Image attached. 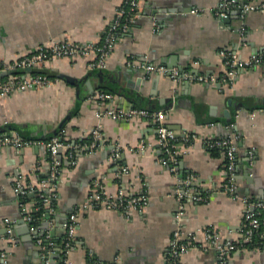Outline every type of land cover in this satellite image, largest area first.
Here are the masks:
<instances>
[{
	"label": "crops",
	"instance_id": "1",
	"mask_svg": "<svg viewBox=\"0 0 264 264\" xmlns=\"http://www.w3.org/2000/svg\"><path fill=\"white\" fill-rule=\"evenodd\" d=\"M123 1L0 0V65L55 39L81 44L101 40ZM222 1L142 0V14L129 30L118 33L102 73L90 72L92 55L53 57L42 68L55 75L50 85L0 97L2 131H17L13 128L19 124L24 136L34 140L21 147L0 146V264H47L37 236L49 232L54 243L64 238L69 214L83 209L99 187L106 195L120 189L147 193L148 204L128 216L100 206L81 210L67 264H165L177 228L183 240L193 238L199 246L182 255V264H219L218 250L205 239L206 229L213 226L221 242L242 239L246 208L252 201H264V57L239 67L232 80L223 76L229 56L247 58L264 50V0H234L227 9L229 21L215 11ZM246 4L256 7L246 9ZM146 62L164 63L182 74L214 76L216 81L183 75L174 81L147 71ZM104 88L120 92L103 98L98 93ZM135 104L165 111L167 125L175 132V171L160 161L154 118L97 115L108 107L129 110ZM99 125L96 146L75 165L66 147L59 150L55 210L48 212L45 206L30 225L15 183L24 179L48 193L50 184L43 180L52 163L45 144L49 138L43 137L61 129L66 141L79 143ZM218 137H231L237 146L232 193L224 190L225 149L207 142ZM188 180L193 191L209 198H186L181 208L177 189ZM28 198L27 206L34 209L36 198ZM49 251V264H60L59 250ZM228 264H264V245L233 251Z\"/></svg>",
	"mask_w": 264,
	"mask_h": 264
},
{
	"label": "built area",
	"instance_id": "2",
	"mask_svg": "<svg viewBox=\"0 0 264 264\" xmlns=\"http://www.w3.org/2000/svg\"><path fill=\"white\" fill-rule=\"evenodd\" d=\"M234 0H223L216 8L220 14L228 15V7ZM246 9L255 8L253 4L244 5ZM243 6V8H244ZM142 0H124L117 8L116 14L109 25L105 35L101 40L91 41L87 43H74L70 39L60 38L37 46L30 52L23 53L13 61L0 65V97H4L10 93L18 91H28L32 89H38L50 85L53 79L47 73L33 74L32 70L35 68L42 69L44 64L53 57H76L79 55L87 56L92 55V61L90 67H104L107 57L115 47L117 35L120 31L125 32L129 30L131 24L137 20L142 14ZM191 12H199V9H192ZM264 57V50L253 53L247 58H239L236 54L229 56L227 63L229 70L223 76V79L232 80L237 74V69L243 66H249L255 62L260 61ZM147 71L164 74L170 77L172 80H177L181 75L188 78H197L200 81L213 82L216 81L214 76H207L205 74L193 75L192 73L185 72L182 74L178 68L169 67L164 63H143ZM99 96L103 98L111 99L114 97L113 93L100 91ZM165 111L163 109L150 110L145 107H132L128 109H114L108 107L107 109L98 111L99 118L108 115L120 120H128L134 116H145L154 118L157 121V136L158 145L161 149L160 161L169 166L172 171L176 170V164L178 161V152L175 142V132L169 129L165 120ZM94 141L88 145L79 143H71L64 139L62 132L53 135L45 144L48 148V152L51 158L52 168L48 178L43 180V183L50 184L47 194L40 193V196L44 199V205L47 206L48 212L55 210L53 199L57 198L58 180L61 174V161L58 159L59 150L66 147L69 150V160L71 165H75L77 159L87 149L91 151L96 146L97 138L101 136L100 125L93 131ZM34 142L33 139H29L21 135L15 130H5L0 132V146H25ZM211 146L223 147L226 155L227 166V179L224 183V190L234 192L235 190V168H236V151L237 146L235 140L231 137H218L207 141ZM119 155V151L114 153ZM15 191L20 196L21 200L26 195H33L36 191V186L27 183L24 179H17L15 183ZM177 195L181 202V208L183 207L184 200H208L209 196L202 194L201 192L193 191L190 187V180L183 187L177 189ZM148 194H130L125 190L120 189L118 193L114 195H106L104 190L99 187L94 196L89 202H86L83 209L89 206H100L108 209H114L122 211L127 216L136 209H142L148 204ZM36 203V201H35ZM24 217L27 221L33 224L35 220L33 209L27 206V202L21 201ZM39 208V206H36ZM80 207L75 208L67 218L65 222V236H64V250L66 257L62 259L60 264L68 263V254L72 247L75 245L76 232L79 224L80 212L83 209ZM182 211V209H181ZM180 212L177 215L178 222L181 221ZM9 224L7 234L10 240H14L13 227L10 225V220L7 219ZM31 224V225H32ZM241 240H228L220 241L214 227H209L205 231V239L210 242L217 250L219 257V264H228L229 255L237 249H247L250 244L255 243L256 237H260L258 245H264V201H252L246 208L242 223H241ZM38 235V234H37ZM181 229L177 228L174 231L171 239L169 249L166 255L165 264H182V255L188 252H194L199 250V246L193 241V238L189 240H183L181 238ZM51 234L47 232L42 236H37L38 243L44 248V246H51L54 241L50 240ZM49 251V250H48ZM50 252V251H49ZM48 252V253H49ZM5 255V253H3ZM45 255V254H44ZM49 255V254H48ZM46 255V262L49 264L50 258Z\"/></svg>",
	"mask_w": 264,
	"mask_h": 264
},
{
	"label": "trees",
	"instance_id": "3",
	"mask_svg": "<svg viewBox=\"0 0 264 264\" xmlns=\"http://www.w3.org/2000/svg\"><path fill=\"white\" fill-rule=\"evenodd\" d=\"M104 69H102V68H100V67H94L92 70H90V72L91 73H102V71H103ZM32 73L35 75V74H40V73H47L52 79L53 78H55V75H53V73H50L49 71H47L46 69H38V68H35V69H33L32 70ZM103 90H105V91H110V92H120V91H116V90H114V89H110V88H104ZM135 106H137V107H146V105L145 104H142V105H138V104H135ZM76 110V109H75ZM16 127V128H15ZM13 129H16L17 131H22L23 132V134H21V132L19 131V133L21 134V135H25V133H24V129H22V127H21V129H20V127L19 126H14V128ZM61 129H62V127H61ZM61 129H58L56 132H55V134H58L60 131H61ZM3 129H1L0 128V132L2 131ZM5 130H8V128L7 129H5ZM49 137H52L53 135H48ZM24 137H27V136H24ZM94 141V136H93V134H91V135H89V137H86V138H84L82 141H81V143H83V144H88V145H90L92 142ZM67 151L69 152V150L67 149ZM45 189L43 188H41V189H37L36 188V191L33 193V195H34V197L36 198V203H35V208L33 209V214H34V217H35V220L33 221V224L34 223H36L38 220H39V217L44 213V211H45V205H44V199L40 196V193H44L45 194V192H43ZM46 191V190H45ZM47 194V193H46ZM29 195V194H28ZM28 195H26V197H23L22 198V201L23 202H28L29 201V198H28ZM53 204L56 206V204H57V199H53ZM36 206H39V208H36ZM259 240H260V237H256V241H255V243H253V244H250L249 246H253V245H255V244H257L256 242H259ZM55 249H57V251L59 250V253H60V256H61V258L63 259V258H65L66 257V255H65V250H64V238H62V239H60V240H57V241H55V244H53V245H51L50 247L47 245V246H44V248H42V251L44 252V254H45V256H46V254H48V250H55Z\"/></svg>",
	"mask_w": 264,
	"mask_h": 264
},
{
	"label": "water",
	"instance_id": "4",
	"mask_svg": "<svg viewBox=\"0 0 264 264\" xmlns=\"http://www.w3.org/2000/svg\"><path fill=\"white\" fill-rule=\"evenodd\" d=\"M220 17H221V19H223V21H229V19H230V15H223V14H221L220 15ZM66 78L68 79V80H72V81H75V79L73 78V77H71V76H68V75H66ZM76 82V81H75ZM87 83H88V85L91 87V89L93 90V86L91 85V82L89 81V80H87ZM77 85H78V83H76ZM121 92H123L124 94H126V91H124V89H121ZM66 122V119H64L61 123H60V127H62L63 126V124ZM16 126H19L20 127V129H21V125H19V124H16ZM16 128V127H15ZM22 128H24V127H22ZM20 131V130H19ZM18 131V132H19ZM22 134H23V132L22 131H20ZM181 134L183 135L184 133H180V134H178L177 136H181ZM43 138H50L49 136H46V137H43ZM29 222V224L31 225L32 223L30 222V221H28ZM42 235V234H41ZM4 261H5V259H4ZM56 264H59V263H56Z\"/></svg>",
	"mask_w": 264,
	"mask_h": 264
}]
</instances>
